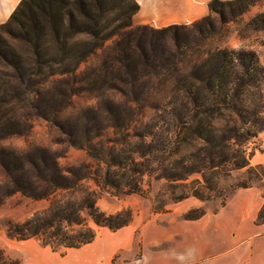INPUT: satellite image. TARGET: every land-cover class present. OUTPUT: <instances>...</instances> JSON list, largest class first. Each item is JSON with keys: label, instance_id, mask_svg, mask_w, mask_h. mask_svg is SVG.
I'll return each mask as SVG.
<instances>
[{"label": "trees", "instance_id": "obj_1", "mask_svg": "<svg viewBox=\"0 0 264 264\" xmlns=\"http://www.w3.org/2000/svg\"><path fill=\"white\" fill-rule=\"evenodd\" d=\"M256 1L210 0L209 13L189 30L184 24L133 25L139 8L135 0H20L0 24V139L26 134L32 118L39 116L59 127L66 141L85 150L90 161L61 167L57 155L47 150L24 159L0 149L5 175L0 203L16 192L50 198L47 208L9 224L7 236L36 238L54 252L76 249L92 242L98 227L115 231L131 222L129 209L105 213L96 201L104 194L142 192L144 176L183 186L170 196L174 201L219 197L223 204L221 182L232 171L262 169L250 166L253 152L246 146L260 120L257 108H248L243 100L253 82V53L217 49L195 63L187 77L174 76L186 48L192 42L198 46L210 33L212 14L233 19ZM260 17L264 22V15ZM98 54L95 65L80 69ZM167 83L172 93L164 99L163 114L132 133L135 112L152 90ZM110 90L121 94L124 104L106 101L83 111L91 118L79 130L66 129L58 120L74 94L103 96ZM103 115L105 124L98 122ZM218 119L225 123L217 125ZM106 129L113 137L100 141ZM192 175L199 178L188 188L184 182ZM250 186L243 182L227 191ZM263 221L264 204L256 217L257 224ZM0 263L19 264L1 252Z\"/></svg>", "mask_w": 264, "mask_h": 264}, {"label": "rangeland", "instance_id": "obj_2", "mask_svg": "<svg viewBox=\"0 0 264 264\" xmlns=\"http://www.w3.org/2000/svg\"><path fill=\"white\" fill-rule=\"evenodd\" d=\"M261 14L264 15V0H257L248 10L233 19H221L217 14H212L210 33L198 46L192 42V46L186 48L184 59L174 75L178 79L187 77L195 63H199L217 49L226 48L253 53V82L245 88L243 94L244 104L248 108H257V116L260 119L256 124L255 136L246 142L248 151L253 153L261 149L260 136L264 134V22L261 17L257 19V16ZM195 21L184 25L190 30ZM99 56L100 54L90 57L86 63L80 65V69L83 70L95 65ZM171 93V87L168 83L152 90L145 106L135 112V116L131 120L133 126L131 132L142 130L144 125L155 122L158 116L163 114L164 99ZM106 101L124 104L125 99L121 94L112 90L106 91L103 96L82 91L74 94L69 105L59 111L58 120L63 123L66 129L77 128L79 130V128H83L87 118H91L90 113L83 114V111L97 108L99 104L104 106ZM104 115L98 117V122L106 123L107 120ZM225 119L228 120L229 118L225 117ZM216 123L222 125L225 122L218 119ZM101 134L99 139L103 142L113 137L110 129L102 131ZM75 135L80 137L82 133L78 132ZM0 149L24 156V159L25 156H30L40 149L47 150L57 155V162L61 167L90 161L85 150L72 146L66 141V135L61 132L59 127L39 116L32 118L31 128L26 134L11 135L0 139ZM262 166L263 168L258 170L250 171L245 167L232 171L230 178L226 181H220L223 185L222 189L225 191V201L232 192L241 188H231V192L227 189H230L231 185L243 182H248L251 186L260 185L263 197L264 176L262 171L264 165ZM197 178L199 175H192L184 182L186 183L184 185L188 188L194 187ZM4 181L5 175L0 166V184ZM182 188L183 186H180L179 183H170L144 176L142 192L124 196L102 195L96 201L100 210L105 213H114L121 209H129L132 213L131 222L115 231L106 227H98L94 240L86 244V247L89 248L84 250L82 254H75L77 249L72 248H59L56 254H68L70 264L76 263L83 257L88 260L97 255L102 256V261H104V257L108 256L111 264L129 262L157 264L159 255L174 254L173 247L169 243V236L176 237L178 243L174 250L184 264L200 263L211 256L227 251L229 247L227 238L224 237L223 233L222 218H214L225 201L222 204L219 197L204 200L193 196L179 201L172 200L170 196L179 194ZM49 203L50 198L32 199L20 192L5 197L0 203V252L6 259L20 264L18 258H13L9 256V253L7 254V249L16 253L20 250L28 251L36 246H43L33 237L26 240L8 237L7 228L9 224L22 222L34 212L47 208ZM202 212L204 214L197 219L185 218L186 215H197ZM47 250L52 251L49 247ZM261 262L264 264V258Z\"/></svg>", "mask_w": 264, "mask_h": 264}, {"label": "crops", "instance_id": "obj_3", "mask_svg": "<svg viewBox=\"0 0 264 264\" xmlns=\"http://www.w3.org/2000/svg\"><path fill=\"white\" fill-rule=\"evenodd\" d=\"M135 1L139 8L132 17V24L161 28L172 24H186L206 16L209 13L208 2L210 0ZM19 2L20 0H0V24L7 21ZM260 138L261 149L251 155L250 165H264V134H261ZM262 205V188L258 184L232 192L220 211L214 215V218H222L223 233L227 238L229 249L193 264H262L264 221L258 224L256 222L257 213ZM168 238L174 254L159 255L157 264H184L174 250L178 243L176 237L169 236ZM88 248L86 245L76 248L75 254H82ZM8 253L9 256L18 258L20 264H70L68 254L57 255L56 252L48 251L44 246H36L31 250H20L16 253L7 249ZM74 264H111V262L108 256L102 261V256L97 255L88 260L83 257Z\"/></svg>", "mask_w": 264, "mask_h": 264}]
</instances>
